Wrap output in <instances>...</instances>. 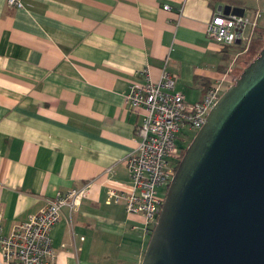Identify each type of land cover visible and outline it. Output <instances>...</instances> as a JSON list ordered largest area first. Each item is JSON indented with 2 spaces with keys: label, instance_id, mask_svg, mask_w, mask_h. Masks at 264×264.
<instances>
[{
  "label": "crops",
  "instance_id": "obj_1",
  "mask_svg": "<svg viewBox=\"0 0 264 264\" xmlns=\"http://www.w3.org/2000/svg\"><path fill=\"white\" fill-rule=\"evenodd\" d=\"M22 2L0 0L3 233L47 199L93 180L72 224L65 206L51 230L56 264H141L149 235L142 216H129L123 197L108 198L112 186L130 187L126 157L145 114L127 103L130 85L145 81V70L157 81L166 67L175 89L200 101L229 72L228 48L207 35L213 14L225 5L246 15L259 7L251 0Z\"/></svg>",
  "mask_w": 264,
  "mask_h": 264
},
{
  "label": "water",
  "instance_id": "obj_2",
  "mask_svg": "<svg viewBox=\"0 0 264 264\" xmlns=\"http://www.w3.org/2000/svg\"><path fill=\"white\" fill-rule=\"evenodd\" d=\"M150 235L141 264H264V47L187 146Z\"/></svg>",
  "mask_w": 264,
  "mask_h": 264
},
{
  "label": "built area",
  "instance_id": "obj_3",
  "mask_svg": "<svg viewBox=\"0 0 264 264\" xmlns=\"http://www.w3.org/2000/svg\"><path fill=\"white\" fill-rule=\"evenodd\" d=\"M7 2L13 7H23L22 0ZM169 8L165 5V9ZM260 18L259 9L252 15L218 11L207 24V35L225 47L244 45L241 51L248 50ZM238 39L240 43H237ZM228 73L212 83L203 98L196 102L188 101L175 89V77L166 67L159 80L153 81L145 70V81L130 85L127 103L131 108H144L145 114L137 128L138 145L126 157L130 187L124 190L117 183L110 189L108 198L117 202L123 197L127 214L141 215L143 228L149 235L158 221L165 198L158 193V188L169 187L175 173V161L181 160L180 145L189 139L185 131L197 133L204 125L212 107L228 88ZM92 185L93 180H89L47 199L38 212L16 223L8 234L3 233L4 222L0 215V264H56L51 230L60 220L65 206L69 208L72 224V213L78 210Z\"/></svg>",
  "mask_w": 264,
  "mask_h": 264
},
{
  "label": "rangeland",
  "instance_id": "obj_4",
  "mask_svg": "<svg viewBox=\"0 0 264 264\" xmlns=\"http://www.w3.org/2000/svg\"><path fill=\"white\" fill-rule=\"evenodd\" d=\"M257 6L259 8H254V10L259 9L261 12V23L260 25L262 26L264 24V0H251L250 6ZM249 15V14H248ZM260 31L263 33V39L260 41H257V39L254 38L252 40L251 45L248 50H242L244 49V45L242 47L240 46H226L228 48V56L225 57V64L227 67H229V72L231 74L229 75L230 77L228 78V86L232 85L235 83L236 79L240 76L242 73L243 69L249 65L258 55L261 49L264 47V27H261ZM256 37V35H255ZM239 51H241L239 53ZM239 53V54H238ZM238 54V55H237ZM186 134L189 137V140L192 141L194 135L196 134L195 130H192L191 132L185 131ZM185 145V144H184ZM186 144V148H187ZM185 148V149H186ZM168 187L167 185H163L160 188H158V193L162 195L163 197L166 196ZM151 235H147L145 238V243H148Z\"/></svg>",
  "mask_w": 264,
  "mask_h": 264
},
{
  "label": "trees",
  "instance_id": "obj_5",
  "mask_svg": "<svg viewBox=\"0 0 264 264\" xmlns=\"http://www.w3.org/2000/svg\"><path fill=\"white\" fill-rule=\"evenodd\" d=\"M259 21H260V20H259ZM258 27H259V23H258ZM258 27H257V28H258ZM256 30H257V29H256ZM238 46H239V45H238ZM259 53H260V52H259ZM187 140H189V139H187ZM189 142H190V140H189L188 142H185L184 144L186 145V143H189ZM184 152H185V148L183 147L182 150H181V158H182ZM179 163H180V159L177 160V161H175V164H174V169H175V170L177 169Z\"/></svg>",
  "mask_w": 264,
  "mask_h": 264
},
{
  "label": "flooded vegetation",
  "instance_id": "obj_6",
  "mask_svg": "<svg viewBox=\"0 0 264 264\" xmlns=\"http://www.w3.org/2000/svg\"><path fill=\"white\" fill-rule=\"evenodd\" d=\"M188 141H189V140H186V142H188ZM190 142H191V141H190ZM190 142H189V143H190ZM189 143H186V144L189 145ZM183 147L186 148V145H184V144L182 143V144L180 145L181 150H182ZM185 150H186V149H185Z\"/></svg>",
  "mask_w": 264,
  "mask_h": 264
},
{
  "label": "bare ground",
  "instance_id": "obj_7",
  "mask_svg": "<svg viewBox=\"0 0 264 264\" xmlns=\"http://www.w3.org/2000/svg\"><path fill=\"white\" fill-rule=\"evenodd\" d=\"M184 155V154H183ZM176 171V170H175Z\"/></svg>",
  "mask_w": 264,
  "mask_h": 264
}]
</instances>
